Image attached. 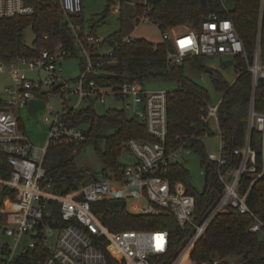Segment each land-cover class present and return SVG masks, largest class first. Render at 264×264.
Listing matches in <instances>:
<instances>
[{"label":"built area","instance_id":"2783aa9c","mask_svg":"<svg viewBox=\"0 0 264 264\" xmlns=\"http://www.w3.org/2000/svg\"><path fill=\"white\" fill-rule=\"evenodd\" d=\"M56 1L58 11L66 17V26L74 31L77 55L86 61L85 70L76 86L68 84L62 75L61 60L74 53L72 47L62 43L54 48L40 50L33 58L20 56L0 60V71L8 70L13 80L12 87L7 89L9 99L0 105V154L6 156V162L11 166L8 176L0 171V188L10 187L20 192L19 209L5 213L0 219V250L7 255L0 264L30 263L31 260H26V256L37 247L40 240L48 247L49 236L55 234V227L59 231L56 249H50V255L40 259L38 264H108L105 252L97 246L101 239L109 242L125 264H183L188 254L185 264H232L227 257L221 256L199 263L192 258V253L212 221L225 212L237 210L254 216L250 227L252 232L264 228V220L257 218L248 204L250 188L264 174V110L259 111L256 107L255 90L259 81L264 80L260 39L254 59L248 66L253 75L254 91L249 105L245 143L232 150L238 159L232 163L226 150L224 132L219 125L221 103L213 105L207 102L204 107L206 118L195 125L196 130L186 137L179 135L173 143H168L170 92L147 91L140 81L111 85L99 84L94 78H89L100 73L104 65V61L93 57L90 47L101 48L99 56L111 57L120 41H115L109 50H105L101 47L105 38L96 33L86 32L82 40L79 35L81 27L71 16L82 17L83 0ZM149 2L145 1V11L138 14V21L158 25L162 31V42L172 44L168 54L172 63L183 64L187 56L203 55L248 59L245 43L235 23L225 14L210 12L202 15L199 25L193 24L185 29H164L163 25L150 17ZM34 13V6L26 0H0V19L32 16ZM132 40L131 34H128L121 41L128 43ZM29 72H36L38 78L29 77ZM62 81L64 85L58 89L67 91L69 86L72 93L79 95V102L94 97L103 103L106 102V94L122 102L124 106L121 109L132 112L133 117L147 128L152 139L130 138L126 141L135 162L122 164L117 172H107L102 180L90 179L66 195H52L42 189L43 182H54L48 177L44 164L49 146L82 142L87 139V132L71 122L69 107L66 106L61 112H50L54 117L47 118L51 130L49 140L43 148L34 147L20 130L17 111L28 107L32 99L42 98L44 88L51 89ZM256 131L259 135L254 139L253 133ZM215 133L221 142L220 150L219 153L209 152L208 159L218 165L217 176L223 190L207 215L197 221L196 196L188 192L183 180L170 176L171 169L177 164L185 165L184 154L194 150L192 144L204 141ZM205 173L204 168L202 174L205 176ZM245 178L252 179V183L243 191ZM105 200L125 201L128 211L138 215L157 217L167 212L174 213L182 227L191 226V234L179 252L168 259L165 257L171 246L168 230L113 232L93 210L95 202ZM51 201L59 204L64 222L61 227H54L47 219L46 211ZM25 235L30 236V242H22ZM5 236L10 241H4Z\"/></svg>","mask_w":264,"mask_h":264},{"label":"trees","instance_id":"16d2710c","mask_svg":"<svg viewBox=\"0 0 264 264\" xmlns=\"http://www.w3.org/2000/svg\"><path fill=\"white\" fill-rule=\"evenodd\" d=\"M26 1L34 6L35 13L32 16L0 19V60H11L20 56L33 58L39 54L40 50L54 48L60 43L72 47L76 56L77 44L74 31L66 26V17L58 11L57 1ZM149 6L150 17L163 25L164 29L199 25L202 15L210 12L225 14L235 23L238 34L245 43L248 59L236 57L238 76L233 83H229L216 71H213L211 75L215 87L224 91L219 107V125L225 135L229 159L232 163H236L238 159L232 154V150L245 143L249 105L254 91L253 75L248 70V66L254 59L259 39L261 56L264 58V2L262 4L261 0H150ZM137 7L139 13L145 11L144 5ZM107 8H110V5ZM71 18L81 27L79 35L83 40L87 32L84 19L76 16ZM28 27L35 32L33 47L27 46L24 42V32ZM95 29L96 27L90 26L89 33L95 34ZM46 35L49 36L48 39L45 38ZM124 36V33L118 32L102 43L101 47H105L120 41V45L111 57L99 56L98 51L101 48L90 47L93 57L104 61V65L100 68V73L91 75L89 78H94L99 84L111 85L136 81L144 83L153 79L177 81L179 87L170 91L168 100V143H173L179 135L186 137L192 134L196 130L195 125L202 123L206 118L204 107L210 100V92L185 74V65L189 62L202 69L205 55L187 56L183 64L172 63L168 57L172 49L170 42L155 43L143 38H135L131 42L124 43L121 41ZM80 61L83 65L86 62L82 57ZM255 90L256 107L259 111H263L264 80L259 81ZM4 101L0 97V105ZM69 115L73 124L91 117V125L87 131L86 140L65 146H49L44 164L48 177L56 183L57 193L60 195H66L72 189H78L87 183L83 179L82 171L73 161L75 152L79 148L78 144L92 141L98 147L102 162L107 169L117 172L122 165L119 158L124 141L130 138L152 139L147 128L138 119L129 117L121 108H108L103 115H100L90 104L86 108L77 110L69 107ZM109 130L112 131L108 132ZM258 135L257 131L254 132L253 138L256 139ZM101 140H104V150L99 145ZM192 147L199 154L206 170L204 188L199 190L194 186L185 165H174L170 176L183 180L188 187V192L196 196L195 220L199 221L207 215L212 205L221 196L223 185L217 176L218 165L208 159L204 141L195 142ZM50 154L58 157L53 164H47ZM0 171L5 176H8L11 171V166L6 162L4 154H0ZM105 173H107L106 170ZM251 183L252 179L245 178L242 190H246ZM249 192L250 209L257 218L264 220V174L252 185ZM19 207L20 192L10 187L0 188V219L5 213L17 211ZM49 207L52 208L51 216H47L50 224L54 227L63 226L59 204L51 201ZM93 210L104 225L113 232L168 230L171 245L169 253L165 256L168 259L179 252L192 231L191 226L182 227L174 213L167 212L157 217L133 214L128 211L125 201L95 202ZM253 221L254 216L237 210L218 215L210 224L206 234L196 243L192 258L203 263L216 256L227 257L236 254L241 257V264H264V237H260L259 232L250 230ZM97 246L105 252L108 264H125L107 240L101 239ZM50 253V249L40 240L37 247L26 256V260H31L27 264H38L40 259L48 257ZM188 255L185 257L186 262Z\"/></svg>","mask_w":264,"mask_h":264},{"label":"rangeland","instance_id":"374dc122","mask_svg":"<svg viewBox=\"0 0 264 264\" xmlns=\"http://www.w3.org/2000/svg\"><path fill=\"white\" fill-rule=\"evenodd\" d=\"M146 0H83V13L82 17L85 20V27L90 28V26L96 27L95 33L98 36H102L105 39L110 38L118 32H122L125 35L131 34L132 38H143L149 42L159 43L162 41V31L158 25L154 23L139 22L138 14L139 9L137 6L144 5ZM262 2V0H261ZM110 5V8H107ZM117 9H114V8ZM191 25L178 26L176 29H185ZM35 39V32L30 27L26 28L24 32V42L27 46L33 47V41ZM105 50L110 49V45L104 47ZM80 55H68L66 58L61 60L63 67V78L68 81L71 86H76L78 81L85 70V64L80 61ZM203 61L204 67L202 69L194 66L193 64L187 62L185 65V74L188 75L192 80L197 82L199 85L205 87L208 92H210L209 103L217 105L221 103L224 97V91L218 90L212 79V72L216 71L222 74L223 77L229 82L233 83L238 76V70H236V58L232 56H205ZM1 62V61H0ZM210 68L212 71H209ZM29 77L38 78V74L28 73ZM13 80H11V75L8 70L0 71V97L3 100H8L9 95L7 89L12 87ZM179 84L175 80H164V79H153L152 81H147L143 83V88L147 91L153 90H165L172 91L177 89ZM45 90L47 88H44ZM47 106L38 111V118L34 119L30 113H28L27 108H21L17 112L21 116V129L29 137L30 142L34 147L43 148L46 146L49 136H50V124L47 122V118L52 119L54 117L52 110L55 112H61L66 106L74 107L75 109H83L86 106L92 104L98 112V114L103 115L108 108H123L124 104L115 100L111 95L106 94V102H101L99 99L86 98L84 101L79 102V95L72 93L69 86L67 91L58 89L51 93H43L41 95ZM129 117H133V113L127 111ZM70 117V115H69ZM79 128L87 132L91 125V117H87L85 120L75 124ZM112 130H109L110 132ZM259 141V139H258ZM260 142V141H259ZM205 149L209 152L219 153L220 150V139L218 134H213L211 137H207L204 140ZM100 147L104 150V140L99 142ZM122 152L119 158L122 163H133L134 156L131 153V149L127 142L124 141L122 144ZM79 148L74 155V163L77 168L82 171L83 179L88 183L90 178L102 180L107 172H113L111 169H107L104 162H102L101 156L99 154L98 147L92 142L87 141L85 144H78ZM52 153V151L50 152ZM54 154H50L47 164H53L57 160ZM185 166L189 171L190 181L194 186L202 190L205 185V176L202 174L204 169L202 162L200 160L199 154L195 150H190L189 153L184 154ZM42 189L48 191L52 194L57 192L56 183L43 182ZM55 234L49 236L48 248L51 250L56 249V242L59 237V231L55 227ZM46 232V230H45ZM47 233V232H46ZM259 236L264 237V228L259 230ZM3 240L10 241L8 237H4ZM31 238L29 235H25L22 239L23 243L30 242ZM22 246H20V251H22ZM7 258L6 253L4 254L0 250V261ZM227 260L232 264H241V257L236 254H231L227 256Z\"/></svg>","mask_w":264,"mask_h":264},{"label":"water","instance_id":"95a60500","mask_svg":"<svg viewBox=\"0 0 264 264\" xmlns=\"http://www.w3.org/2000/svg\"><path fill=\"white\" fill-rule=\"evenodd\" d=\"M208 70L212 71L210 68H208ZM63 85H64V81H62L59 84H57L56 86L52 87L50 92L58 89L59 87H61ZM45 107H46V101L43 98H35L29 102L27 110H28V113H30V115L34 119H37L38 118V111L44 109Z\"/></svg>","mask_w":264,"mask_h":264},{"label":"crops","instance_id":"0c3cea01","mask_svg":"<svg viewBox=\"0 0 264 264\" xmlns=\"http://www.w3.org/2000/svg\"><path fill=\"white\" fill-rule=\"evenodd\" d=\"M114 9H117V8L115 7ZM84 22H85V20H84ZM84 25H85V24H84ZM89 29H90V28H87V27H86L87 32H89ZM159 43H162V41L159 42ZM224 56H229V55H224ZM50 90H51V89H47V90H45L43 93H45V92H46V93H51V92H54V91H56V90H58V89H56V90H54V91H51V92H50ZM43 93H42V94H43ZM42 94H41V95H42ZM42 98H43V97H42ZM43 99H44V98H43ZM44 100H45V99H44ZM91 101H92V100H91ZM46 106H47V104H46ZM69 107H70V106H69ZM26 108H28V107H26ZM71 108H74V107H71ZM74 109H75V108H74ZM76 110H77V109H76ZM17 114H18V112H17ZM19 116H20V115H19ZM19 125H20V130L22 131V129H21V116H20V120H19ZM22 132H23V131H22ZM23 133H24V132H23ZM24 134L26 135V133H24ZM26 137H27L28 140H29V137H28L27 135H26ZM218 137H219V136H218ZM29 141H30V140H29ZM31 144H32V143H31ZM32 145H33V144H32ZM46 154H47V153H46ZM45 157H46V155H45ZM44 160H45V158H44ZM122 164H124V163H122ZM44 192H46V193H48V194H52V193H50V192H48V191H45V190H44ZM54 194H58V193L55 192ZM54 194H52V195H54ZM51 213H52V208L48 206L47 211H46V215H47V216H51Z\"/></svg>","mask_w":264,"mask_h":264},{"label":"bare ground","instance_id":"6f19581e","mask_svg":"<svg viewBox=\"0 0 264 264\" xmlns=\"http://www.w3.org/2000/svg\"><path fill=\"white\" fill-rule=\"evenodd\" d=\"M182 262H183V264L187 263V262H186V260H185V258L183 259V261H182Z\"/></svg>","mask_w":264,"mask_h":264}]
</instances>
